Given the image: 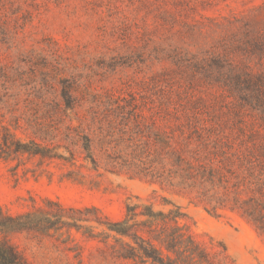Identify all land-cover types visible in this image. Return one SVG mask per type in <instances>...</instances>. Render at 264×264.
<instances>
[{"label": "rangeland", "instance_id": "rangeland-1", "mask_svg": "<svg viewBox=\"0 0 264 264\" xmlns=\"http://www.w3.org/2000/svg\"><path fill=\"white\" fill-rule=\"evenodd\" d=\"M0 127L55 148L77 127L111 140L94 149L107 154L98 171L81 158L0 160V206L34 216L36 230L8 237L29 264H132L82 236L93 224L58 223L56 204L115 222L136 196L179 207L194 238L223 244L233 264H264V239L239 213L134 177L129 156L131 143L147 140L152 157L155 138L202 129L215 168H264V0H0Z\"/></svg>", "mask_w": 264, "mask_h": 264}, {"label": "trees", "instance_id": "trees-1", "mask_svg": "<svg viewBox=\"0 0 264 264\" xmlns=\"http://www.w3.org/2000/svg\"><path fill=\"white\" fill-rule=\"evenodd\" d=\"M177 130H173L168 137L154 139L157 148L152 157L148 155L147 140L142 142L144 145L141 147L138 142L131 143L133 151L129 156L135 167L131 170L133 176L156 184L161 189L192 196L213 213L219 208L229 207L253 225L264 239V168H215L206 158V149L211 144L210 133L196 129L193 135ZM67 131L64 136L72 142V146L55 148L34 141H14L8 129L0 127V160L27 155L42 161L58 160L74 167L77 159L81 158L86 164L90 163L95 171L100 165L107 166L102 164L107 154L96 155L94 152L96 145L102 148L111 144L107 135L90 128L85 132L83 127ZM59 148H63L67 156L53 152ZM77 148L79 154H76ZM155 162L162 168L140 167ZM205 164L210 168H204ZM230 178L236 181L232 185L236 187L234 190L229 186ZM241 182H246V192L239 188ZM242 193H246V199H242ZM56 206L58 223L68 229L79 231L82 228L80 223L93 224L82 232V236L103 244L115 260L132 264H233L223 244H218L219 250H213L194 238L188 228L180 223L185 216L179 207L173 206L167 211L155 210L154 204L148 200L128 197L124 217L112 222L102 216L96 207L74 209L60 204ZM82 212H91L95 216L70 215ZM33 219L32 213L13 216L0 206V264H29L8 237L14 233L36 230ZM102 227L105 230L101 233L94 232V228ZM46 231H50V228H46Z\"/></svg>", "mask_w": 264, "mask_h": 264}]
</instances>
